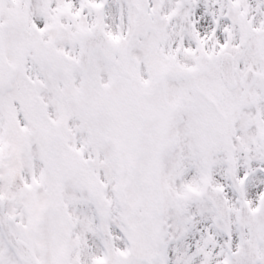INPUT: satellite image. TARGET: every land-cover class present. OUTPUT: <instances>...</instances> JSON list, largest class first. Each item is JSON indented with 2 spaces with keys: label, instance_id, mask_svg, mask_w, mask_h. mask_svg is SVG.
I'll use <instances>...</instances> for the list:
<instances>
[{
  "label": "snow or ice",
  "instance_id": "obj_1",
  "mask_svg": "<svg viewBox=\"0 0 264 264\" xmlns=\"http://www.w3.org/2000/svg\"><path fill=\"white\" fill-rule=\"evenodd\" d=\"M0 264H264V0H0Z\"/></svg>",
  "mask_w": 264,
  "mask_h": 264
}]
</instances>
